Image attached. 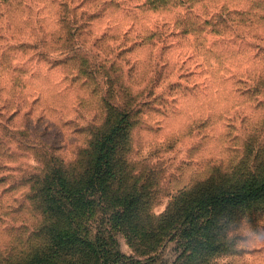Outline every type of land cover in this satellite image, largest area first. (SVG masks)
<instances>
[{"label": "rangeland", "instance_id": "1", "mask_svg": "<svg viewBox=\"0 0 264 264\" xmlns=\"http://www.w3.org/2000/svg\"><path fill=\"white\" fill-rule=\"evenodd\" d=\"M263 13L264 0H0V250L21 247L41 220L29 177L52 154L87 168L125 109L134 116L128 162L154 169L155 218L184 189L249 174L252 150L264 154ZM30 20L35 31L20 30ZM93 216L108 227L102 212L79 218ZM184 227L151 247L121 231L114 243L141 264H176ZM221 233L224 249L196 251L195 264H264V202Z\"/></svg>", "mask_w": 264, "mask_h": 264}, {"label": "trees", "instance_id": "2", "mask_svg": "<svg viewBox=\"0 0 264 264\" xmlns=\"http://www.w3.org/2000/svg\"><path fill=\"white\" fill-rule=\"evenodd\" d=\"M28 12L29 17L33 12L30 7ZM259 17L264 18V13ZM30 22L32 25L20 30L35 31L34 21ZM40 24L36 33L45 32ZM34 44L45 46L39 41ZM133 118V109L119 113L97 137L89 166L81 171L57 165L53 154L49 155L50 167L29 177L35 179L29 198L41 213V220L24 237L21 247L13 244L0 250V264H141L140 259H128L115 246L117 233L124 232L151 247L157 237L171 234L182 221L187 244L176 264H195L196 251L214 254L227 245L229 235L221 233L225 222L238 221L256 205L260 208L264 202V159L260 163L257 159L264 154L258 148L252 150L255 159L249 164V174L218 175L184 189L155 218L147 208L152 199L149 177L154 169H136L126 155ZM93 188L98 190L96 199L90 197ZM86 212L109 216L108 227H101L100 219L94 216L93 222L88 223L90 217L84 225L79 216Z\"/></svg>", "mask_w": 264, "mask_h": 264}]
</instances>
